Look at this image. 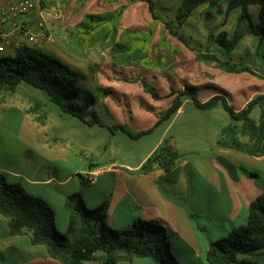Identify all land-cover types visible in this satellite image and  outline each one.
<instances>
[{
	"label": "crops",
	"instance_id": "crops-1",
	"mask_svg": "<svg viewBox=\"0 0 264 264\" xmlns=\"http://www.w3.org/2000/svg\"><path fill=\"white\" fill-rule=\"evenodd\" d=\"M3 2L0 0V4ZM21 22L29 24L26 19ZM14 36L20 38L22 46H31L19 32ZM15 52L8 49L2 54ZM210 88L213 87L206 89ZM254 89L253 96L246 92L234 99H231L230 91L217 94L225 96L236 110H241L260 92L259 86H254ZM210 98L199 100L206 102ZM168 99L166 109L172 101ZM102 104L103 107L99 108L101 102H98L95 114L107 126L121 124L132 132H139L151 128L158 120L157 116L153 123L142 125L141 122L148 118L140 105L130 109L121 107L118 112L115 102L103 100ZM58 113L54 117V128L48 132L45 126L32 122L23 108L2 109L0 173L6 174L11 183L21 184L28 194L43 198L55 211L56 229L61 233L66 234L69 227L66 198L80 192L86 205L87 199L95 200L92 208L109 200L106 222L112 228L126 229L138 219L164 224L173 232L172 251L182 264H208L206 253L210 243L245 224L250 203L264 194V156L217 146L221 128L230 122L221 106L204 114L189 97H184L176 114L153 130L151 134L156 129H163L160 138L154 145L149 144L142 158H137V149L131 146L124 148L121 144L116 149L113 147L112 156L99 159L112 148L110 141L105 144L104 139L97 140L100 135L105 138L108 127L88 126L75 117L70 119L68 114ZM117 114H120V119ZM11 115H15L13 120L16 123L12 128L8 127ZM108 116H113L112 124L106 120ZM259 118L260 114L254 120L258 122ZM134 120V126L130 125ZM82 125L85 131L81 130ZM108 130L113 136L119 132L132 139L122 131ZM6 131L20 143V152H12V162L1 160L8 153L3 149V141L8 136ZM164 141L180 154L176 165L168 172L158 166L148 173L138 172ZM74 153L84 157L86 169L82 172L65 165L70 164L69 156ZM89 172L97 173L93 185L85 181ZM57 208L64 213L62 225L58 224ZM0 264L61 262L52 258L45 247L32 244L29 235L10 234L8 220L0 214Z\"/></svg>",
	"mask_w": 264,
	"mask_h": 264
},
{
	"label": "trees",
	"instance_id": "trees-1",
	"mask_svg": "<svg viewBox=\"0 0 264 264\" xmlns=\"http://www.w3.org/2000/svg\"><path fill=\"white\" fill-rule=\"evenodd\" d=\"M124 1L127 4L111 12L87 14L77 27L84 30L79 31V34L87 37L82 47L87 43L88 48L96 44L103 49L109 48L115 64L130 65L133 58L142 61L146 55L141 53L142 48H137L130 57L124 54L127 50L122 41L127 30L121 34L114 26L115 30L109 31V23L120 19L130 5L138 2L147 4L152 18L158 20L159 17L155 13L154 0ZM252 5L259 6L257 24L252 23L249 13ZM42 6H50V3H42ZM202 7L216 10L219 14L225 9L224 22L232 11L239 9L242 17L249 20L251 31L259 37L258 47L264 43V0H180L174 21L164 23L161 43L166 42L168 32L196 52L198 59L204 62L214 63L217 68L229 73H250L262 77L249 66L233 61L232 53L242 40L238 31L231 36L226 32H220L215 37L210 35V39H214L223 48L220 49L223 58L209 52L202 53L198 47L191 46L182 29ZM152 32L151 30L150 34L153 37ZM93 71L91 68L90 72ZM86 79L87 76L80 71L73 70L36 46L24 45L14 54L0 56L1 90L15 92L25 83L43 91L49 102L61 113L75 117L88 126H106L112 132L122 131L138 140L151 134L163 121L175 115L182 106L183 98L189 97L194 106L204 114L221 106L228 115L230 122L220 130L217 137L218 147L258 157L264 156V94L253 97L243 109L236 110L223 95L217 94L206 102H201L197 96V87L171 89L166 96L172 99L171 105L158 114L157 122L147 130L132 132L121 124L107 126L96 114L92 115L91 110L96 108L100 98L84 86ZM144 87L153 99L161 98L153 86L144 83ZM101 91L108 94L106 89ZM256 107L261 110L258 122L252 117ZM179 157L180 154L164 141L138 172L148 173L156 166L168 172L176 165ZM65 205L69 212V227L67 233L62 234L56 229L55 211L43 198L28 194L21 184L8 183L6 176L0 173V214L8 220L10 234L29 235L32 244L45 247L49 255L61 264H94L99 253L103 255L101 264L133 262L136 259H150L152 264H182L172 251L173 232L164 224L138 219L126 229H114L106 222L109 200L91 209L87 207L80 192L69 195ZM206 260L208 264H264V194L250 203L245 224L231 230L226 237L210 243Z\"/></svg>",
	"mask_w": 264,
	"mask_h": 264
},
{
	"label": "rangeland",
	"instance_id": "rangeland-1",
	"mask_svg": "<svg viewBox=\"0 0 264 264\" xmlns=\"http://www.w3.org/2000/svg\"><path fill=\"white\" fill-rule=\"evenodd\" d=\"M33 1L36 5L35 11L23 17L22 20H28V25L31 27H37L41 22L44 23L45 31L49 36L47 42L36 47L58 58L73 70L80 71L86 75L87 79L83 84L99 95V102H101L99 108L103 107V100L109 103L115 102L118 112L121 107L123 109H130L131 106L140 105L146 110V117L148 118L147 121L141 122L144 125L151 123V121L153 123L158 116L157 113L166 109L169 100L166 97V93L168 91L171 92V89L181 90L185 86L197 87L199 88L197 95L201 99H208L223 91L232 92L231 99L235 97L240 98L246 92L248 95L252 94L253 96L256 92L254 86L260 87V92L256 93L254 97L264 94V43L258 47L260 42L259 37L251 31L249 20L242 17L239 9L232 11L227 21L224 22L225 9H223L222 14H219L216 10L202 7L185 23L182 32L191 46L198 47L202 53L209 52L223 58L220 52L222 47L218 46L214 39L211 40L210 35L215 37L220 32H226L231 36L234 32L238 31L242 35V40L232 53L233 61L237 64L249 66L262 77H257L250 73H229L217 68L214 63L209 64L204 62L198 59L196 52L187 48L168 32L166 33V42L161 43L162 32L165 28L164 23L174 21L180 0H154L155 13L159 17L158 20L152 18L145 2H138L130 5L120 19L109 23V31H114V26L120 30L121 34L127 30L122 41L126 46L125 50H127L124 54H128V57H130L137 48H142L141 53L146 55V58L142 61H137L133 58L130 65L115 64L111 58L110 49H103L98 44L88 48L87 43H85L86 45L82 47L84 39L87 37L84 34L80 35L79 31L84 32V30L77 27V24L87 14L111 12L119 6L127 4L126 1ZM56 2H58L57 4L61 10L60 18L56 19L42 14V11L49 10ZM42 3H50V6L43 7ZM249 13L252 23L257 24L259 22V6H250ZM151 30L153 31L152 34L154 33L153 37L150 34ZM12 37L16 42H20V38L14 35ZM210 40L211 43L209 42ZM25 42L29 44L26 40ZM13 50L17 49L13 48ZM175 50L177 51L174 52ZM3 55L5 54H0V56ZM159 60L160 63L158 64ZM91 68L94 69L92 73L90 72ZM144 83L153 86L161 95V98L159 100L153 99L151 94L146 91ZM209 86L213 88L206 89ZM104 89L108 91V94L102 93L101 90ZM7 107L23 108L32 122L35 121L45 126L48 128V132L51 127L54 128V117L59 114V110L49 102L43 91L25 83L21 84L15 92L0 89V113L2 109ZM91 112L94 115L96 109L91 110ZM259 114L260 109L256 108L252 113L253 119L257 120ZM14 116L11 115L10 117L8 125L10 128L16 124L13 120ZM67 116L70 119L72 118L69 115ZM226 116L230 120L227 114ZM117 117L120 119V114H117ZM106 120L112 124L114 118L113 116H108ZM135 120L130 125L134 126ZM81 130L85 131L83 125ZM162 130L156 129L154 134L139 140H132L119 132L118 135L113 136L108 129H105V138L103 135H100L97 140L101 141V139H104L105 144L110 141L112 148L111 150L107 149L103 156H99V159L112 156L113 147L116 149L121 144L124 148L131 146L135 150L137 149V158H142L144 153L148 151L149 146L151 144L154 145L160 138ZM5 133L8 136L3 141L5 147L3 149H7L8 153L4 157H1V160L12 162L14 160L12 152H20V143L8 131ZM94 157L97 158L98 155ZM69 158L72 161L70 164H65L69 169L73 171L78 169L81 172L86 169L83 165L85 162L84 157L81 155L74 153ZM4 175L7 177L6 174ZM262 180H264V177H262ZM7 181L10 184H16L11 183L8 177ZM87 200V207L92 209L95 200ZM57 216L58 224L62 225L64 213L59 208H57ZM71 239H73V235ZM102 259V253L97 254L94 264H101ZM119 264H152V262L150 259H136L133 263L121 262Z\"/></svg>",
	"mask_w": 264,
	"mask_h": 264
},
{
	"label": "built area",
	"instance_id": "built-area-1",
	"mask_svg": "<svg viewBox=\"0 0 264 264\" xmlns=\"http://www.w3.org/2000/svg\"><path fill=\"white\" fill-rule=\"evenodd\" d=\"M51 1V0H50ZM56 1V0H52ZM56 2L49 10L42 11V14L52 18H60L61 10ZM36 5L33 0H4L0 4V54L8 49H19L20 42L13 39V35L19 32L31 46H37L48 41L49 36L45 31L44 23H39L37 27H31L22 23V18L35 11ZM97 173L89 172L85 175V181L89 185L96 182Z\"/></svg>",
	"mask_w": 264,
	"mask_h": 264
}]
</instances>
